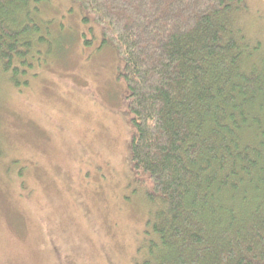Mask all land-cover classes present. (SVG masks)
Segmentation results:
<instances>
[{
  "label": "trees",
  "instance_id": "trees-1",
  "mask_svg": "<svg viewBox=\"0 0 264 264\" xmlns=\"http://www.w3.org/2000/svg\"><path fill=\"white\" fill-rule=\"evenodd\" d=\"M120 57L131 169L165 211L143 264H264V45L241 0H73ZM35 0H0V68L26 72ZM10 78V79H11Z\"/></svg>",
  "mask_w": 264,
  "mask_h": 264
},
{
  "label": "rangeland",
  "instance_id": "rangeland-1",
  "mask_svg": "<svg viewBox=\"0 0 264 264\" xmlns=\"http://www.w3.org/2000/svg\"><path fill=\"white\" fill-rule=\"evenodd\" d=\"M26 72L0 68V264H143L165 211L133 172L120 57L73 0H35ZM234 23L264 45V0Z\"/></svg>",
  "mask_w": 264,
  "mask_h": 264
}]
</instances>
